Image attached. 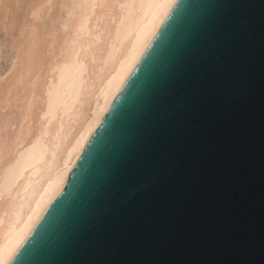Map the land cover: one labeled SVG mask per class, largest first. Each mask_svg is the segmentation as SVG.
Instances as JSON below:
<instances>
[{
    "label": "water",
    "instance_id": "obj_1",
    "mask_svg": "<svg viewBox=\"0 0 264 264\" xmlns=\"http://www.w3.org/2000/svg\"><path fill=\"white\" fill-rule=\"evenodd\" d=\"M7 264H264V0H176Z\"/></svg>",
    "mask_w": 264,
    "mask_h": 264
},
{
    "label": "bare ground",
    "instance_id": "obj_2",
    "mask_svg": "<svg viewBox=\"0 0 264 264\" xmlns=\"http://www.w3.org/2000/svg\"><path fill=\"white\" fill-rule=\"evenodd\" d=\"M0 65V264L60 189L109 104L176 0H26L31 39L14 32ZM37 22H40L38 25Z\"/></svg>",
    "mask_w": 264,
    "mask_h": 264
},
{
    "label": "rangeland",
    "instance_id": "obj_3",
    "mask_svg": "<svg viewBox=\"0 0 264 264\" xmlns=\"http://www.w3.org/2000/svg\"><path fill=\"white\" fill-rule=\"evenodd\" d=\"M27 2L26 0L21 2L19 5H14L12 6L11 11L9 12V17L14 18L15 22V27H14V32H18L21 26H23V32L24 34L22 36H19L21 39V43L24 45L31 39V34H32V25L30 23V16L27 14ZM39 25L40 22H37ZM7 38L6 34L4 33L3 30H0V42L1 44L3 41ZM11 53H13V49L10 47L9 42L5 41L1 52H0V65L2 68H5L7 64L9 63V58Z\"/></svg>",
    "mask_w": 264,
    "mask_h": 264
}]
</instances>
